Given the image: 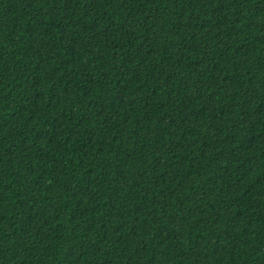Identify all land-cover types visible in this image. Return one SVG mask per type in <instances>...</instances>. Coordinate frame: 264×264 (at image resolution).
<instances>
[{"label": "trees", "instance_id": "16d2710c", "mask_svg": "<svg viewBox=\"0 0 264 264\" xmlns=\"http://www.w3.org/2000/svg\"><path fill=\"white\" fill-rule=\"evenodd\" d=\"M0 264H264V0H0Z\"/></svg>", "mask_w": 264, "mask_h": 264}]
</instances>
